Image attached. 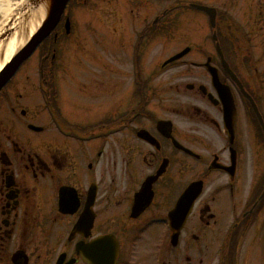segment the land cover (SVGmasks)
Returning <instances> with one entry per match:
<instances>
[{
    "label": "flooded vegetation",
    "instance_id": "obj_1",
    "mask_svg": "<svg viewBox=\"0 0 264 264\" xmlns=\"http://www.w3.org/2000/svg\"><path fill=\"white\" fill-rule=\"evenodd\" d=\"M106 3L123 16L93 12L89 40L68 17L0 94V264H264V0H214V29L157 18V0ZM73 32L67 63L56 44ZM179 46L187 60L161 64ZM192 184L194 208L166 229Z\"/></svg>",
    "mask_w": 264,
    "mask_h": 264
},
{
    "label": "water",
    "instance_id": "obj_2",
    "mask_svg": "<svg viewBox=\"0 0 264 264\" xmlns=\"http://www.w3.org/2000/svg\"><path fill=\"white\" fill-rule=\"evenodd\" d=\"M37 1L39 4L34 3V0H28L27 6L29 5V10L31 8L30 5H34L35 7H39L43 5L45 7V11L47 13H46V22L45 20H43L44 27L40 28L39 31H37L32 36L31 34L29 35L27 31L23 30L21 37L22 46L17 50L15 56L5 64L3 70L0 72V88L10 79V76H12L15 73V71L19 68L21 63L29 55H31L37 43H39L47 35L48 31L52 29V24H55L54 21L60 18L61 14L64 11V8L66 7V3L68 0H37ZM26 8H24L25 12L28 11ZM25 12L22 11L20 13V15L23 16V18L20 21L21 25H25V23L28 21V16H30V14L28 15V13ZM37 20L40 21L41 18L38 17ZM18 31H19L18 25L16 26V28L11 29L10 31L9 29H7V31L3 35L4 43L7 44L10 35L13 32L17 33Z\"/></svg>",
    "mask_w": 264,
    "mask_h": 264
},
{
    "label": "bare ground",
    "instance_id": "obj_3",
    "mask_svg": "<svg viewBox=\"0 0 264 264\" xmlns=\"http://www.w3.org/2000/svg\"><path fill=\"white\" fill-rule=\"evenodd\" d=\"M19 4V2L12 3L10 0H5L0 3V35L4 32L8 23L14 25V20L12 16L14 14L15 7ZM16 38L11 39L6 47V61H9L11 56L16 50ZM1 68V65H0Z\"/></svg>",
    "mask_w": 264,
    "mask_h": 264
},
{
    "label": "rangeland",
    "instance_id": "obj_4",
    "mask_svg": "<svg viewBox=\"0 0 264 264\" xmlns=\"http://www.w3.org/2000/svg\"><path fill=\"white\" fill-rule=\"evenodd\" d=\"M182 15L186 16L184 17L185 19L190 18L191 16H199L198 14L192 12V11H181L180 12ZM73 17L76 20V22L79 24V26L82 27L81 32H85V23H89L90 19L92 18L91 16V11L89 7H84V8H76L73 11ZM183 31L185 33L188 32V29L186 27L183 28Z\"/></svg>",
    "mask_w": 264,
    "mask_h": 264
}]
</instances>
